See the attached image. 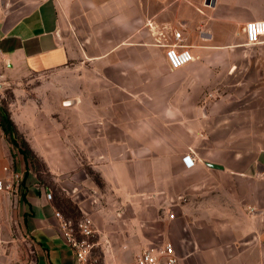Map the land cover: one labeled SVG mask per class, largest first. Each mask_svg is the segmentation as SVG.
<instances>
[{"label":"crops","instance_id":"0c3cea01","mask_svg":"<svg viewBox=\"0 0 264 264\" xmlns=\"http://www.w3.org/2000/svg\"><path fill=\"white\" fill-rule=\"evenodd\" d=\"M257 20L264 0H0V94L57 182L0 126V177L21 175L0 192V264H77L65 200L93 219L104 264L161 237L181 264H264V36L244 33ZM175 31L194 60L171 70ZM36 80L37 111L23 102Z\"/></svg>","mask_w":264,"mask_h":264},{"label":"built area","instance_id":"2783aa9c","mask_svg":"<svg viewBox=\"0 0 264 264\" xmlns=\"http://www.w3.org/2000/svg\"><path fill=\"white\" fill-rule=\"evenodd\" d=\"M248 44H256L264 36V20L250 21L244 27ZM175 42L165 44V58L171 70H178L194 60L190 48L182 43V33L174 32ZM161 44V43H159ZM3 49L0 44V58ZM184 162L187 168L194 166V160L191 156L186 155ZM3 176L0 177V192H11L14 186L21 181L20 173L14 172L9 166L1 168ZM51 196L48 195V198ZM56 216L60 221V228L63 233L65 243L72 249L77 264H104L99 256L96 255L95 237L97 230L93 219L85 215L78 220H72L61 215L59 212ZM173 218V215H170ZM135 264H181L174 244L171 241H165L160 244L150 243L142 249L136 256Z\"/></svg>","mask_w":264,"mask_h":264},{"label":"rangeland","instance_id":"374dc122","mask_svg":"<svg viewBox=\"0 0 264 264\" xmlns=\"http://www.w3.org/2000/svg\"><path fill=\"white\" fill-rule=\"evenodd\" d=\"M87 68H90V67H87ZM40 85H41V81L40 80H36V81L32 82V86L29 89V91H31V92L29 94L23 95L24 96L23 102L30 103L29 104L30 107L33 108L35 111H37V109L35 107L36 106V104H35L36 102H34V99H36L37 96H38L36 91H37L38 87H40ZM13 99H15V94H14L13 90H11V89H7L6 91H4V93L0 94V118H1V115H2L3 112H7L9 114V116H11V113L9 111V109H10L9 104H10V102ZM39 106L41 107L40 103H39ZM54 118L55 119L59 118L58 113H55ZM16 128H17V126H16ZM208 128H209L210 132L214 134L209 139L210 144L216 149V147H217V135H218L217 131H218V128L216 126L208 127ZM17 131H18L17 132V138H18V141H19V145L22 148L25 149L26 146H25V143L23 141L24 140V136H23L22 133L19 132L18 128H17ZM233 131H234V127H231L229 132L233 133ZM204 132H207V131H205V129H204ZM227 132H228V129H227ZM5 139L8 140V138L6 136H5ZM10 145H11L10 146L11 153L15 152L14 155L16 153H20L18 151L17 147L13 146L12 144H10ZM184 157L181 160H182V163H183L184 167L187 168L186 163L184 162ZM212 159H216V158H212ZM29 160H30L29 161V167L34 173H37L38 179L40 181L48 184L49 186L53 187V189L55 190L56 189L55 185H57V182L53 178V176L47 171L46 163L41 158H39L37 156H31L30 155ZM187 169H190V168L188 167ZM12 171H14V170H12ZM90 174H91V176L94 179H97L96 175H94L92 172H90ZM184 200H185V198H183L182 202H185ZM64 204H65V213L70 218L77 219V218L80 217L76 207L72 204V202H70L69 200H65ZM161 211H162V208H161ZM168 214L173 215L174 213H172V212L170 213L169 211L168 212L166 211V215H168ZM179 230L180 229H178V233H180ZM152 241L155 244H160V243H163L165 241H169V239L161 237L159 239H153ZM96 253H97L98 256H100L99 250H96ZM135 254L136 253L132 254L131 256L133 257V256H135Z\"/></svg>","mask_w":264,"mask_h":264},{"label":"trees","instance_id":"16d2710c","mask_svg":"<svg viewBox=\"0 0 264 264\" xmlns=\"http://www.w3.org/2000/svg\"><path fill=\"white\" fill-rule=\"evenodd\" d=\"M0 126H1V129L4 135L8 138V141L10 142V144L17 147L18 151L25 157V159L30 161L29 160L30 155L36 156L34 152L30 149L29 145L27 144L25 140H23L26 146L25 149L19 145V141L17 138L18 131H17L16 125L11 120V117L9 116L7 112L2 113L1 118H0Z\"/></svg>","mask_w":264,"mask_h":264}]
</instances>
